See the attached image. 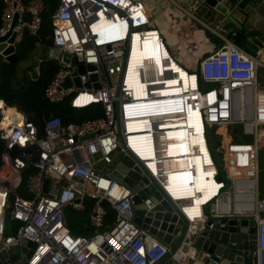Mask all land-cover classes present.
Instances as JSON below:
<instances>
[{
  "label": "built area",
  "instance_id": "1",
  "mask_svg": "<svg viewBox=\"0 0 264 264\" xmlns=\"http://www.w3.org/2000/svg\"><path fill=\"white\" fill-rule=\"evenodd\" d=\"M0 1V39L13 33L14 45L18 46L26 33L38 35L47 10L42 0ZM57 1L51 14L53 41L47 60L55 62L59 70L45 89V98L50 104L69 101L77 109L99 105L102 115L67 125L60 117L52 116L45 121L41 133L18 108L4 104L0 109V140L4 143L0 168L3 250L21 247L22 240L31 242L36 248L30 258L24 255L26 264L160 262L169 248L136 224V195L113 176L118 164L115 155L130 157L131 152L136 158L135 166L136 161L141 162L154 183L186 217L189 236L184 244L194 250L192 237L198 238V231L209 219H253L256 225L255 233L249 234L254 246L251 252L256 264H264V200L259 198V156L264 152L261 56L251 55L218 33L224 46L209 52L198 67L189 69L180 60L175 61L156 27L157 21L150 15L148 0ZM136 40L141 50L143 44L157 40L159 52L162 49L160 67L152 60L131 67L136 59ZM65 54L76 59L75 66L64 61ZM171 64L185 72L187 80ZM80 65L96 66L97 80L92 81L90 73L78 75L80 86L76 85L73 74ZM36 73H40L39 67ZM68 80L71 85L65 87ZM87 97L92 98L90 104L81 106L78 102ZM9 108L14 113L8 118L9 126L2 127ZM187 108L200 110L202 133L188 131L190 136L202 134L209 158L203 168L215 169L212 182L217 187L215 196L202 205L199 217L188 212L193 206L190 200H173L176 198L168 185L176 170L174 164L179 163L178 157L169 154L176 142L169 134L178 130L170 125L186 122L190 115ZM118 120L125 146L118 136ZM134 124L146 127L142 129L144 133L152 131L151 142L142 141L139 150L131 146L132 134L128 131ZM236 126H241L246 138L233 141L231 130ZM215 135L223 150V160L218 159L226 170L227 181L216 164ZM196 147L195 153H201ZM146 172L142 170L141 175L146 177ZM88 202H92L89 209ZM108 208L114 211L113 219H108ZM67 209L79 214L89 210V235L72 234ZM8 219L19 225L15 235H6ZM194 257L189 255L190 259Z\"/></svg>",
  "mask_w": 264,
  "mask_h": 264
},
{
  "label": "water",
  "instance_id": "2",
  "mask_svg": "<svg viewBox=\"0 0 264 264\" xmlns=\"http://www.w3.org/2000/svg\"><path fill=\"white\" fill-rule=\"evenodd\" d=\"M215 8L220 14L227 16L228 25L235 26L236 35L233 41L238 43L244 35L246 19L260 6L264 0H197ZM29 20V15L26 16ZM14 34L9 33L0 39V62L17 64V46L14 45ZM65 62L76 65V59H72L69 54L64 56ZM97 68L94 65H80L74 71V82L80 86L78 75L91 74V80H97L94 74ZM71 85L70 80L65 83V87ZM99 88L100 86H96ZM118 136L122 146H125L121 132L120 121L118 120ZM130 157L124 156L121 162L116 164L113 176L128 186L135 196V222L138 226L148 231L158 240L163 242L169 253L157 264H184V261L177 259V255L189 236V223L181 212L180 208L159 188L154 180L146 172L141 162L130 152ZM142 170L147 176H142ZM148 185L147 188L145 186ZM107 205V204H105ZM255 221L253 219L235 217L232 219H209L204 229L199 232L198 238L192 237V245L196 252H203L208 255V264H256L253 253H248L242 245V238L255 233ZM210 226H213L212 228ZM23 254L30 258L34 244L22 240L21 247ZM0 243V264H11L12 259ZM197 254L195 255V257ZM194 257V259H195Z\"/></svg>",
  "mask_w": 264,
  "mask_h": 264
},
{
  "label": "crops",
  "instance_id": "3",
  "mask_svg": "<svg viewBox=\"0 0 264 264\" xmlns=\"http://www.w3.org/2000/svg\"><path fill=\"white\" fill-rule=\"evenodd\" d=\"M148 8L151 17L157 21L158 30H171L174 34L175 38L170 43L172 53L174 51L176 55H179L180 61L189 69L198 67L200 60L209 52L224 46L225 43L219 40L218 33H223L225 37L234 42L235 26L230 23L228 25L227 16L220 14L215 8L202 1L151 0L150 3L148 2ZM188 12L193 15H189ZM243 27L244 35L238 43H234L251 55L264 58V1L246 19ZM262 73L264 70L260 72L259 77ZM18 77L22 78L19 75ZM260 82H262L261 77ZM0 102L6 104L4 101ZM262 153L264 154L261 152L259 156L260 170ZM242 245L248 253H252L254 246L250 243L249 235L242 238ZM9 253L12 259L11 264H26V257L21 248L13 247ZM196 254L195 259H190V254L187 253L184 264H208L207 254L201 251L195 252Z\"/></svg>",
  "mask_w": 264,
  "mask_h": 264
},
{
  "label": "trees",
  "instance_id": "4",
  "mask_svg": "<svg viewBox=\"0 0 264 264\" xmlns=\"http://www.w3.org/2000/svg\"><path fill=\"white\" fill-rule=\"evenodd\" d=\"M29 1V0H26ZM46 5L44 13L43 26L34 36L26 33L22 42L17 46L18 63L28 59L38 46L49 49L53 41V25L51 14L57 8V0H42ZM3 5L0 1V28L2 25ZM17 64L0 62V101H4L9 107H16L24 112L38 126L41 133L45 121L52 116H58L64 124L71 122H81L87 119H95L102 115L101 106L94 105L89 108H73L69 101L61 104H50L45 98V89L57 74L58 65L50 60H43L39 65L40 73L30 78L27 76L21 79L17 75ZM4 153V143L0 140V166L3 163L2 155ZM92 202H88V209ZM108 219L114 218V211L108 208ZM89 210L84 214L76 213L71 209L66 210V220L68 227L73 235H89L91 228L88 225L87 217ZM6 235H15L19 225L8 219Z\"/></svg>",
  "mask_w": 264,
  "mask_h": 264
},
{
  "label": "bare ground",
  "instance_id": "5",
  "mask_svg": "<svg viewBox=\"0 0 264 264\" xmlns=\"http://www.w3.org/2000/svg\"><path fill=\"white\" fill-rule=\"evenodd\" d=\"M137 41L138 40H136L133 48V56L135 55L134 58L136 59L132 62L131 67H133L134 65L140 67L141 65L138 64L146 60H152L156 64H158V67H160L162 49L160 47L159 52V43L157 42V40L152 41L151 43L143 44L142 50L140 48V42ZM137 55H139V57ZM171 66L173 67V69L177 70L176 73H178L183 79L187 80L188 75L185 72L181 71L180 68L176 66V64H171ZM129 79H131L130 82H133L132 77H129ZM134 79L136 80V77H134ZM189 85H192V83H190ZM133 88L136 87L134 86ZM174 93L180 94L181 92L179 90H175ZM91 99V97H87L86 100L78 103L81 106H86L90 104ZM3 105L4 103L0 102V109L3 107ZM190 110L191 108H187V114L190 115L186 122L177 121L173 123V125H170L173 128H177L178 130H173V132L169 134V136L176 141L171 149H169V154L174 157H178L177 159H179V163L174 164L176 170H174V172L172 173L168 185L172 196L176 198L173 200H190L193 206L192 209L188 212H190L192 216L195 215L196 217H199L197 215L201 214L202 205L215 196L217 187H214L212 182V178L215 174V169L211 168L208 171H205L203 168V165L205 163H209V158L207 155L206 147L203 144L204 142L202 134L199 136H190L188 131L191 130L194 134L202 133V131H200L202 129L200 110H198V108L194 109L195 112ZM13 113L14 110L11 108L6 110V117L1 124L2 127L9 126L8 118H10ZM143 128L146 127H143L139 124L129 125L128 131L130 132V134H132L131 146L134 148V150H139V147L141 146L140 143L142 141H145L144 143L151 142L150 140L152 139V131L144 133V131L142 130ZM183 128H185L184 131ZM195 131H197V133H195ZM194 147H196L198 151L202 152L195 153ZM138 153H140V151H138ZM207 178L208 181L206 180ZM250 192L252 195L254 194L252 186L250 187ZM3 205L4 197L0 196V215ZM184 249L185 247L182 248L177 255V259L180 261H184L187 253L192 256H194L195 254V251L192 250L190 246L188 247L187 251H185Z\"/></svg>",
  "mask_w": 264,
  "mask_h": 264
},
{
  "label": "rangeland",
  "instance_id": "6",
  "mask_svg": "<svg viewBox=\"0 0 264 264\" xmlns=\"http://www.w3.org/2000/svg\"><path fill=\"white\" fill-rule=\"evenodd\" d=\"M150 1L151 0H149L148 2L150 3ZM159 31H160L161 35L164 38H166L165 41H166L167 46L170 47L171 41H173V39L175 38L174 34L171 32V30L161 29ZM172 55L174 56L175 61L180 60L179 55H176L174 51H173ZM48 57H49V49H46L43 46H38L36 51H34L31 55H29L27 60L18 63L17 75L22 76V77L27 76V77L32 78L35 75L36 67H39V65L41 64V61L45 60ZM262 59L264 61V58H262ZM260 77L262 80L261 84L264 85V73H262ZM214 129L212 131L213 136H214ZM231 131H232V136L234 137L233 141H237V139L246 138V136L243 134V130H242L241 126L232 127ZM215 137L216 138H215L214 151L216 152V155H215L216 164H217V167L220 170V173L223 176L224 180L227 181L226 180L227 179L226 170L223 168L222 163L218 159V158H220L221 160H223V150H222V147L217 145L219 137L217 135H215ZM261 156H262V158H261L262 162H261V170H260L259 198H260V200H264V154L262 153ZM123 158H124V156L122 153L116 154L115 155V163L121 162ZM223 164L225 165L224 162H223ZM110 169H112V167H110ZM188 247H189V244L185 247L184 250L187 251Z\"/></svg>",
  "mask_w": 264,
  "mask_h": 264
},
{
  "label": "clouds",
  "instance_id": "7",
  "mask_svg": "<svg viewBox=\"0 0 264 264\" xmlns=\"http://www.w3.org/2000/svg\"><path fill=\"white\" fill-rule=\"evenodd\" d=\"M115 1V0H114ZM107 2H110V1H107Z\"/></svg>",
  "mask_w": 264,
  "mask_h": 264
}]
</instances>
